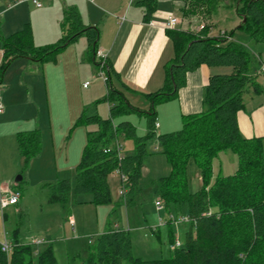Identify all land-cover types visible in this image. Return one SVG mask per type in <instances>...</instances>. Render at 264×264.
I'll return each mask as SVG.
<instances>
[{
  "label": "trees",
  "instance_id": "1",
  "mask_svg": "<svg viewBox=\"0 0 264 264\" xmlns=\"http://www.w3.org/2000/svg\"><path fill=\"white\" fill-rule=\"evenodd\" d=\"M17 0H9L14 3ZM224 0H184L182 15L202 14L210 17ZM234 10L241 19L236 29L245 30L250 38L264 44V0H233ZM149 20L156 10L154 0L138 2ZM62 36L57 42L35 47L32 34L23 29L7 37L0 35V83L5 70L17 58H26L38 64L53 61L56 55L80 37L87 40L90 56L94 55L99 37L96 26L85 24L74 6L63 10ZM245 17V22H242ZM172 43L174 56L165 66L162 87L145 94L150 101L147 111L131 105L123 92L108 83L102 100L110 104L109 117L87 115L83 110L76 124L92 125L86 130V143L75 166L74 182L68 178L45 184L51 202L66 204L70 193H90L92 203L110 201L107 176L119 169L126 174L124 205L133 202L138 193L147 141L156 135V105L173 100L178 89L185 85L186 74L200 65L229 66V73L208 77L202 97V110L182 116L181 128L156 135L160 151L170 165V173L156 179L154 192L157 200L176 210L184 208L190 217L180 247L168 257L143 259L134 256L131 233L128 229L113 227L108 222L90 246L87 256L77 264H264V153L261 137L246 138L238 127L237 115L244 108V96L259 91L256 74L252 73L254 56L243 44L228 39L229 34L209 35V26L196 31L174 28L166 30ZM112 72L108 65V74ZM137 113L145 119V133L138 135L135 126L117 117ZM131 139L130 153L118 159L115 142L119 136ZM19 152L28 164L40 153L41 132L38 128L22 130L16 134ZM220 151H230L237 158L232 174H217L212 178V162ZM195 163L202 186L190 192L186 168ZM114 212V210L112 211ZM172 243L171 224H166ZM12 231L11 252L1 249L0 264H68L55 258L51 244L35 253L28 244H21Z\"/></svg>",
  "mask_w": 264,
  "mask_h": 264
},
{
  "label": "rangeland",
  "instance_id": "2",
  "mask_svg": "<svg viewBox=\"0 0 264 264\" xmlns=\"http://www.w3.org/2000/svg\"><path fill=\"white\" fill-rule=\"evenodd\" d=\"M39 2L42 8H36L31 0H23L13 7H8L11 4L8 0H0V12L2 13L0 17V35L7 37L11 32H17L28 25L35 47L57 42L59 37L56 35V31L62 32L64 21L63 9L61 10L60 7L61 1L39 0ZM231 14L225 6L219 8L218 13L214 12L212 16L214 24L211 25L213 33H219L223 29H226L227 34L233 31L231 40L243 44L251 52V47H248L249 43L251 45L257 43L250 38L245 30L230 28ZM195 16L201 22L208 18L202 14L184 17L190 19ZM260 54L263 56L264 52H260ZM57 55L53 61L45 63L54 65V61L58 58ZM17 59V62L10 69L9 65L5 70L3 80L0 83V98L5 111V115L0 116V193L19 191L21 197L16 205L0 209V242H10L12 231L16 229L18 242L30 245L35 253L51 244L58 262L77 264L79 258L88 255L90 246L109 222L110 224H120V226L130 231L134 256L143 259L168 257L172 252L168 229L166 225H160V223L167 220L169 215L176 219L187 215V212L184 208L176 210L172 205L166 207L164 203H162V210H157L155 207L157 196L154 192L153 182L162 176H167L171 170L165 155L160 151L156 135L158 132L167 133L181 128L182 117L177 102L170 100L159 103L155 107L156 122L160 123V127L156 128V135L147 141L148 153L144 158L142 176L139 181L140 190L134 195L131 204L124 205L121 201V196L118 193L121 181L116 171L107 176L110 192L108 203H92L90 193L77 195L70 193L66 204L51 202L48 200L50 192L45 184L63 178H68L71 183L74 182L75 166L79 159L76 160L73 157L74 152L71 153V150L75 145H80V141L84 144L86 130L93 129L92 125L86 126L76 124V120L72 121L71 116H74L73 114L77 112L76 107L80 108L82 105L81 109L87 115L98 114L102 118H108L110 104L102 100L104 95H99L100 92L103 93L101 85L99 86V92L93 94L94 98L88 94L89 91H92V94L93 90L94 93L95 90H98L95 81L104 83L103 79L97 74V69L94 74H89L87 77L80 76L79 80L76 79L71 94L68 93V95L59 97L61 114L58 124L61 127L63 136L58 141L61 146L58 147L55 153L56 156H61L62 161L58 160L56 163L43 162L38 158L41 149L40 153L26 164L25 159L19 152L16 135H13L12 130L26 114L35 115L34 104L38 105L40 114L42 111L47 113V108L50 107L51 117L54 119L53 102L51 101H54L55 97L51 91H46L43 78H41L40 73L38 74L39 71L36 72V81L30 84L26 82L23 76L22 79H19L16 74L18 73V66L23 63L24 59ZM85 73L87 72L83 74ZM84 80H87L86 82L89 84L86 90L82 88ZM129 103L141 111H147L151 104L147 98H142L136 103ZM119 119L131 122L135 126L138 135L145 133L143 115L130 113L117 117L115 121ZM54 122L53 120L52 126L55 125ZM72 122L74 125H72ZM118 141L123 147L124 154L131 152L133 148L131 139L120 135ZM48 154L50 155V153ZM65 155H69L68 162L63 159ZM236 167V155L230 151H220L212 162L211 179L218 173L222 175L232 174ZM18 176L21 179L16 181ZM186 176L190 192L200 190L202 182L195 163L187 166ZM113 210L114 212H112ZM68 216H71L73 224L70 223ZM170 224L173 238L182 243L184 232L187 230L189 223L174 224L171 221ZM41 240H45L46 243H36V241Z\"/></svg>",
  "mask_w": 264,
  "mask_h": 264
},
{
  "label": "crops",
  "instance_id": "3",
  "mask_svg": "<svg viewBox=\"0 0 264 264\" xmlns=\"http://www.w3.org/2000/svg\"><path fill=\"white\" fill-rule=\"evenodd\" d=\"M60 1L61 10H64L68 6H74L77 8L85 24L96 26L99 29L96 48L106 51L107 62L112 72L110 75L107 74L108 80H103L104 83L95 81L98 90H95V93L93 90L92 94V91L88 93L93 98L95 97L93 94L95 95L99 92L100 85L102 86L103 93L100 92L99 95H106L108 83L112 88L123 92L126 99L131 103H136L142 100V98H146L145 94L155 92L162 87L165 78V66L174 56L172 43L166 34V30L168 29L164 28V23L170 16L178 18L179 24L177 27L181 29L196 31L199 25L203 24L209 26L210 36H217L221 32L227 34L226 29L220 30L216 34L213 33L211 25L214 24L212 20L214 13L205 19L204 22L198 21L196 16L190 19L183 17L184 0H154L156 10L149 20L144 19V10L138 3L141 0ZM18 4L13 5L11 3L10 5L13 7ZM223 6L232 13L230 28L239 26L241 19L235 13L233 0L222 1L216 12L218 13L219 8ZM36 8H42V5ZM1 14L0 12V17ZM61 34L62 32L56 31V35L59 38ZM228 39L231 38L228 37ZM77 41L78 43H76ZM249 46L251 47L252 55L255 57L254 61H256L253 64L252 73L256 74V81L260 89L257 92L250 91L244 96V108L237 115L238 127L242 136L246 138L261 137L262 143H264V73L259 71L261 62L264 60V55L261 56L260 54V52H264V45L261 43L251 45L249 43ZM0 53L2 55V50ZM57 57L54 65L50 63L38 64L23 58L24 61L18 66V73L16 74L19 76V79L24 77L26 82L30 84L36 81V72L39 71L38 74L40 73L41 78H43L46 91H51L54 94V101L51 102H53V116L55 118L51 117L50 107L47 108V113L46 111H42L40 114L38 105L34 104L35 115L26 114L12 130L15 136L19 131L38 128L42 137V150L38 158L43 160V162L51 161L50 163H56L58 160L62 161L60 159L61 156H56L55 153L58 147L61 146V143L59 144L58 141L63 136L61 127L58 124L61 114L59 97L68 95V93L71 94L76 79L79 80L82 75L87 77L89 74H94L96 70L94 56H90L88 53L85 37H80L75 42L69 44L58 53ZM17 60L15 59L10 63L9 69ZM231 70L232 68L229 66L208 67L200 65L196 70L188 72L186 74L185 85L178 89L177 97L173 99L179 105L180 116L200 112L203 108L202 97L208 77L217 73H229ZM84 72L87 73L83 74ZM86 81L82 82L84 90L89 87V84L85 87L83 86ZM81 108L82 105L80 108L76 107V114L74 113V116H71L73 122L82 113L83 109ZM3 115H5L4 110L0 116ZM53 120L55 121L54 126H52ZM73 122L72 125H74ZM157 127H160V123H158ZM161 133L158 132L157 135ZM85 141L84 138V144L80 141V145H75L71 150V153L74 152L73 157L76 160L80 159L82 148L86 143ZM63 159H65V162H68L69 155H65ZM68 219L73 224L71 216H68ZM111 226L124 228L117 223H113ZM106 228L107 224L102 232ZM43 243H46V241L44 240Z\"/></svg>",
  "mask_w": 264,
  "mask_h": 264
},
{
  "label": "built area",
  "instance_id": "4",
  "mask_svg": "<svg viewBox=\"0 0 264 264\" xmlns=\"http://www.w3.org/2000/svg\"><path fill=\"white\" fill-rule=\"evenodd\" d=\"M23 0H17L13 3L14 4H18V3H21ZM31 2L36 6V7H41V3L39 2V0H31ZM11 7V5H10ZM179 24V20L178 18L176 17H173V16H170L168 17V19L166 20V22L164 23V28L166 29H174L177 27V25ZM203 27V24L199 25V28L198 29H201ZM220 34H223V32H221ZM94 60H95V65H96V69H97V74L104 80V81H107L108 80V62H107V53L106 51L104 50H101V49H97L95 50L94 52ZM259 71L264 73V60L261 62V65H260V68H259ZM87 82L84 83V87L87 86ZM4 108H3V104L2 102L0 101V114L3 112ZM158 126V123L155 122V127ZM115 152H116V155L118 157V159H122L123 156H124V153H123V147L122 145L119 143V141L117 140L115 142ZM119 178H120V181H121V185H120V188H119V195L121 197H125V194H126V180H127V177H126V174L122 173L119 169L116 170ZM21 197V194L19 191H16V192H1L0 193V209H3L7 206H10V205H16L19 201ZM155 207L157 210H162V202L156 200L155 201ZM171 221L174 223V224H179V223H189L191 220H190V217L188 215H183L181 217H177L176 219H174L171 215L168 216V219L165 220L164 222L161 221L160 225H166L168 222L171 223ZM44 241L41 240V241H36L37 244L39 243H43ZM181 245V242L178 241V239H174L173 242L170 244V249L173 250L177 247H180ZM1 249L2 251H4L7 255L10 254L11 252V248H10V243L7 242V241H4V242H1Z\"/></svg>",
  "mask_w": 264,
  "mask_h": 264
},
{
  "label": "water",
  "instance_id": "5",
  "mask_svg": "<svg viewBox=\"0 0 264 264\" xmlns=\"http://www.w3.org/2000/svg\"><path fill=\"white\" fill-rule=\"evenodd\" d=\"M242 22H245V17H243ZM20 179H21V177L18 176V177L16 178V181H18V180H20Z\"/></svg>",
  "mask_w": 264,
  "mask_h": 264
}]
</instances>
